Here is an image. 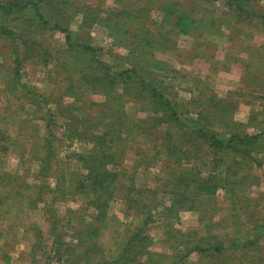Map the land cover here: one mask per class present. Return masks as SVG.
Listing matches in <instances>:
<instances>
[{
	"label": "rangeland",
	"instance_id": "1",
	"mask_svg": "<svg viewBox=\"0 0 264 264\" xmlns=\"http://www.w3.org/2000/svg\"><path fill=\"white\" fill-rule=\"evenodd\" d=\"M35 1L72 40L0 14V264H264V0Z\"/></svg>",
	"mask_w": 264,
	"mask_h": 264
},
{
	"label": "trees",
	"instance_id": "2",
	"mask_svg": "<svg viewBox=\"0 0 264 264\" xmlns=\"http://www.w3.org/2000/svg\"><path fill=\"white\" fill-rule=\"evenodd\" d=\"M38 2L35 0H11L7 3L0 2V14H2L7 20L12 19L16 13L20 12H28L34 8V13L37 14V19L40 22V25L46 29H57L61 32H64L66 35V41L70 42L72 40L71 32L67 26L62 24L61 22H53L51 19H47L45 13L41 8L37 7ZM238 4L241 6V0L238 1ZM21 16H18L17 19H21ZM24 24H26V20H24ZM180 27L183 29V24H179ZM184 31V30H181ZM7 34H12V31L3 32ZM14 34V33H13ZM83 51L94 55L96 53V49L91 45H84ZM97 64L102 67L101 69H105L107 63L104 61H100L99 59H95ZM115 76H124L125 72H116L114 73ZM105 78V77H103ZM142 85L149 89L152 93L153 98L157 99L159 104H161L165 109L169 110L170 114L175 118H178V114L176 109L174 108L172 102L163 94L161 93L150 81L146 78H141ZM199 133L204 138L208 139L212 146L216 149H231L234 148L235 145L238 143H253L259 141L261 134H254V135H234L230 138H222L218 135L214 134L210 130L205 127L199 128ZM0 140V158L2 160L1 155H4L9 147L6 145L1 144ZM104 155V152L100 153ZM84 159V158H83ZM87 170H88V179L90 182L93 183L91 187L92 190V203H99V198L101 195H105L108 192V183L110 182L111 177L109 176L108 170L105 168V162L99 157L97 154L90 155L84 162ZM45 169V168H44ZM4 178H10L12 175L6 171H3ZM0 177L1 170H0ZM3 179V178H2ZM100 205V206H99ZM99 208L102 209V213H105V207L103 206V202L98 204ZM99 208H97L99 210ZM100 211V210H99ZM101 213V212H100ZM202 250V248H198ZM215 249H221L219 246L215 247Z\"/></svg>",
	"mask_w": 264,
	"mask_h": 264
}]
</instances>
